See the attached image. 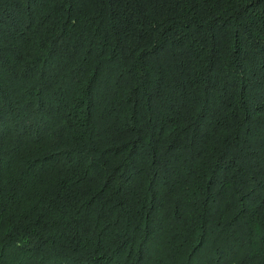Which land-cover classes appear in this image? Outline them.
<instances>
[{
	"label": "trees",
	"instance_id": "16d2710c",
	"mask_svg": "<svg viewBox=\"0 0 264 264\" xmlns=\"http://www.w3.org/2000/svg\"><path fill=\"white\" fill-rule=\"evenodd\" d=\"M0 264H264V0H0Z\"/></svg>",
	"mask_w": 264,
	"mask_h": 264
}]
</instances>
